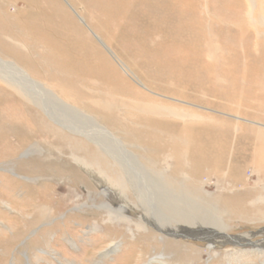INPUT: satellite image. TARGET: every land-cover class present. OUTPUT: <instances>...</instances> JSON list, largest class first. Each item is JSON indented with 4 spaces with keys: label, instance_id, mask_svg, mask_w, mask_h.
Listing matches in <instances>:
<instances>
[{
    "label": "rangeland",
    "instance_id": "374dc122",
    "mask_svg": "<svg viewBox=\"0 0 264 264\" xmlns=\"http://www.w3.org/2000/svg\"><path fill=\"white\" fill-rule=\"evenodd\" d=\"M0 58V264H264V0H0Z\"/></svg>",
    "mask_w": 264,
    "mask_h": 264
},
{
    "label": "bare ground",
    "instance_id": "6f19581e",
    "mask_svg": "<svg viewBox=\"0 0 264 264\" xmlns=\"http://www.w3.org/2000/svg\"><path fill=\"white\" fill-rule=\"evenodd\" d=\"M5 63H7L6 61H3L1 58H0V67H3L1 64H4L5 65ZM7 64H12V67L14 68V70L16 71L15 73H17V74H22V72H21V69H20V67L19 66H17V64L15 65L14 63H10V62H8ZM6 72V71H5ZM19 74V75H20ZM24 75V74H23ZM9 75H4V73H2V72H0V86H2V85H4L6 88H8V89H10V90H12L20 99H21V101L22 102H20L21 104L23 103V101H25L24 103H28V104H32V105H34V106H38V107H40L39 106V104L37 103V95H35L34 93H30V92H28V90L26 89H24L23 87H22V85L21 84H19V80H15L14 78H10V76L8 77ZM17 78V77H16ZM44 90V89H43ZM36 91V90H35ZM39 93V92H38ZM53 92H51L50 93V95L52 94ZM42 97V96H41ZM13 99H16V98H12L11 100L12 101H14ZM20 99H18L17 98V100H20ZM11 100H9V101H11ZM7 101V102H6ZM8 100H3V99H1L0 98V104H3V103H6V105L8 104V102H9ZM10 103V102H9ZM14 103V102H13ZM12 103V104H13ZM14 105L16 106V108H18L19 106H21V105H19V103L17 104V103H14ZM24 107V106H23ZM21 108V107H20ZM25 108V107H24ZM23 109V108H22ZM45 109V108H44ZM161 109V108H160ZM25 110V109H24ZM43 110V109H42ZM163 111V110H162ZM5 114V113H4ZM48 114V113H47ZM60 124H61V126L63 127V128H65V129H67V128H69L68 126H66L67 124L66 123H64V122H62V121H60ZM66 124V125H65ZM97 124V123H96ZM101 128L102 127H100L98 124L96 125V129L95 130H93L92 131V133H94L93 135H90V136H88L89 137V140L90 139H97V140H99V137L102 139V138H107V139H112L115 143H117L118 144V146H120V150H121V147H122V152L121 151H119V152H113V151H111V150H109L104 144H103V142H100V141H97L99 144H101L100 145V148H98V152L100 153V164H101V167H104L106 170H108V168L106 167V166H104V164L101 162V161H108L110 164H113L114 163V161L117 163V160L118 159H120V160H118V165L116 164V165H114V167L115 168H112L110 171H109V173L108 172H103V171H101V172H103V175L104 176H106L107 178H108V174H113V175H115V176H117L118 178H119V180H122L123 179V177H124V174L126 175V177H127V182L129 183V185L131 186V189L132 190H134L135 192H136V194H137V196L138 197H140L139 198V200H140V202H141V204H145L146 203V205H148V199L147 198H145V196L143 195L144 193H143V190L142 189H140L139 190V188H140V184L138 183V182H134V181H136V180H134V181H132L133 180V176L131 177V179H130V175H128V170H127V168L128 167H126L125 166V164L122 162V160H121V156H122V154L124 153V154H126V155H130V156H134V157H136V155L134 154V152L133 151H131V150H129L128 148H127V143L126 142H124L123 140H122V137L120 136H115V135H113L112 133H105L106 131H102L101 130ZM70 129V128H69ZM100 129V130H99ZM103 129V128H102ZM71 130V129H70ZM97 132V133H96ZM104 133V134H103ZM13 136L14 135H17L16 133H13L12 134ZM86 135V134H85ZM24 137V138H27V139H29V138H31V135H29V136H27V135H23V134H21L19 137ZM27 139L25 140V139H22V140H25V141H27ZM109 141V140H108ZM93 142H95V141H93ZM104 142H106V141H104ZM111 143V142H110ZM17 144V143H16ZM19 145H21V144H19ZM140 163V162H139ZM130 164V163H129ZM83 166V165H82ZM85 166V165H84ZM89 166V165H88ZM92 167V166H91ZM87 168V167H86ZM90 168V167H89ZM143 168V167H142ZM91 169V168H90ZM84 170H85V168H84ZM87 170V169H86ZM95 170V169H94ZM99 172V171H98ZM92 173V172H91ZM96 173V172H95ZM123 176H122V175ZM100 175V174H99ZM258 175V174H257ZM109 176H111V175H109ZM100 178V177H99ZM109 179H112V177L111 178H109ZM98 181H100V183H108L106 180H105V177L102 179V180H98ZM189 181V180H188ZM126 182V183H127ZM195 185L196 184H193V183H188V185L186 186V188H189V190H192L191 188H195ZM122 186V185H121ZM123 187V186H122ZM129 187V186H128ZM85 188H87V187H85ZM130 188V187H129ZM145 189V188H144ZM146 190V189H145ZM140 194L142 195V197L144 198V200L141 198V196H140ZM132 202V201H131ZM250 204V203H249ZM148 208L146 207L145 208V210H147ZM148 212H151L149 209L147 210ZM159 216H161L159 213H157ZM238 214V213H237ZM152 215V214H151ZM255 215V214H254ZM263 215V214H262ZM194 216L195 215H192V216H190V217H193V219H194ZM157 217V216H156ZM197 219H195L194 220V225H191V224H189V223H187V225L186 226H180V224H179V226H172V225H170V224H165V223H159V222H154V223H152V225L154 226V227H156L157 229H158V231H164L165 233H166V235L168 236V237H171L172 238V240H175V241H179V239L181 238V237H190V236H196V235H200V234H205V235H210V238H212L213 237V235L215 236V238H216V236H218L219 234H217L216 235V231L214 230V229H212V228H208V229H206V227L207 226H205V225H203V224H201V223H196L195 221H196ZM156 221H158L157 219H156ZM177 221V220H176ZM182 225H185V224H182ZM133 230V229H132ZM131 231V230H130ZM219 232V231H218ZM162 233V232H161ZM196 233H198V234H196ZM137 234H139V233H136L135 234V236L137 235ZM134 236V235H133ZM134 236V237H135ZM162 236H164V237H166L165 236V234L163 235L162 234ZM159 237V236H156L155 238H156V240L155 241H158L159 239L160 240H162V241H164L165 240V238L164 237ZM133 237V238H134ZM244 237V236H243ZM171 238H169V239H171ZM209 237H207V239H210ZM239 236H237V237H235V236H233V237H231V238H229L228 240H232V242L234 241V243H235V245L236 244H239L238 243V241L237 240H239ZM135 240H139V241H142V240H140V238H138V237H136V239ZM168 241V240H167ZM209 241V240H208ZM217 241H219V240H217ZM143 242V241H142ZM169 242H171V241H169ZM136 243V242H135ZM172 244H174L173 242H171ZM208 243V242H207ZM242 243V242H241ZM260 244V243H259ZM192 245V244H191ZM232 245H234V244H232ZM262 248V247H264V241L260 244V245H258V246H255V245H253L251 248L249 247V251H248V253L249 254H251L252 256H253V258H257L258 260L257 261H259V256H263L264 257V254L262 253V251L261 250H259V249H257V248ZM111 248H113L112 246H110V247H107V249L109 250V249H111ZM107 249H105V251H107ZM217 249V248H216ZM141 250V249H140ZM189 250H191V249H189ZM210 251H212V250H210ZM232 251H234V250H232ZM240 251V250H239ZM245 251V250H244ZM99 252V251H98ZM191 252V251H190ZM226 252V251H225ZM210 253H212V252H210ZM246 253V252H245ZM244 253V254H245ZM141 253H138V256L139 257H137L138 259H139V261L142 259V256H143V254H141ZM103 255V254H102ZM239 255H243V254H239ZM244 256H246V254L244 255ZM237 257V256H236ZM28 259V258H27ZM212 262H216V260L215 259H212L211 258V260H209V263H212ZM255 263V262H254ZM162 264H168L167 262L166 263H162ZM182 264H205V262H203L202 260H199V261H193V262H190V261H186V262H183Z\"/></svg>",
    "mask_w": 264,
    "mask_h": 264
}]
</instances>
